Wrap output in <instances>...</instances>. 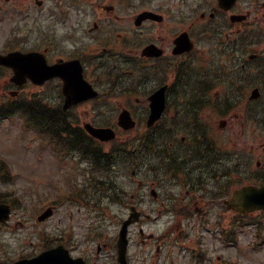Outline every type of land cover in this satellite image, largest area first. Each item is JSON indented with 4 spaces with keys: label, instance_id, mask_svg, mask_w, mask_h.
<instances>
[{
    "label": "flooded vegetation",
    "instance_id": "1",
    "mask_svg": "<svg viewBox=\"0 0 264 264\" xmlns=\"http://www.w3.org/2000/svg\"><path fill=\"white\" fill-rule=\"evenodd\" d=\"M40 8L45 14L40 16V49L51 54L49 62L80 59L85 77L100 91L64 110L63 82L52 78L59 117H74V110L91 116L95 108L101 116H118L127 108L142 117L150 97L164 86H168L167 116L175 103L188 102L183 91L193 83L194 68L198 81L206 86L202 96L217 107L221 63L228 70L227 61L241 72L233 84L245 79L251 84L253 74L257 82L264 79V0H44ZM145 12L150 14L142 17ZM254 27L262 28L255 41ZM254 45L257 49L252 53ZM120 80L130 85L128 91L121 92ZM109 87L117 94H110L107 101L103 91ZM166 121L152 130L158 132ZM186 198L191 200L190 192ZM190 209L204 214L210 208L194 201Z\"/></svg>",
    "mask_w": 264,
    "mask_h": 264
},
{
    "label": "rangeland",
    "instance_id": "2",
    "mask_svg": "<svg viewBox=\"0 0 264 264\" xmlns=\"http://www.w3.org/2000/svg\"><path fill=\"white\" fill-rule=\"evenodd\" d=\"M39 14L40 11L37 9L35 0H0V52L12 35H17L19 30L27 28V25H33L32 36L35 37L38 33V25L34 20H38ZM11 75L10 71L4 69L3 75L0 76V104L11 98L9 90L17 89L14 86H10ZM110 80L108 79L104 85L106 84L108 87ZM117 84L120 87L124 85L122 93L129 90L130 85L124 84L122 80L117 81ZM37 89L33 86H28V88L26 87L27 93L22 92L19 96L36 97L38 95ZM131 96L134 99V94H131ZM122 97L123 100L120 102V106L125 100L124 94ZM113 104L108 103V105ZM73 115H76L74 117L80 123L91 119L87 111L81 114L74 110ZM241 121L242 118L240 117H228V122L231 124L234 133H238L239 136H241L240 132L242 130ZM40 139L41 137L34 130L26 128L24 120L19 114L0 120V155L9 163L12 172L8 176L11 181L7 183L0 182V190L9 191L13 200H15V196L20 198L19 202H14L17 208L14 207L12 224L8 226L0 225V259H6L8 256L18 257L24 252L32 251L37 246V241H39V238L36 237L37 232L42 228L47 231L57 232L58 229L67 226L69 227L68 229L73 231L72 236L76 240L84 239V234L88 232L90 225H95L100 230L109 226L112 236L116 225L128 216L130 204L134 203L131 199L132 193L135 192V189L133 190L134 184L124 176L125 172L120 169L114 181V183L117 182L118 187L121 186L122 191L119 192L120 202L109 204L105 197L101 198L100 206L105 208L104 212H101L98 206L92 209L78 210L74 204L61 202L57 205L54 215L43 222V226L35 225L34 222L37 221L36 217L39 208L45 202V197L46 199H51L57 195L59 185L66 187L67 173L71 172L74 165L77 164V162L69 163L68 159H61L56 154H53L54 151L51 148H44ZM249 142V140L245 142L246 148H249ZM60 160L64 162L56 165ZM104 186L106 187V185ZM21 221H27L26 227L28 228H21ZM145 226L148 229L151 225L149 223ZM133 234L135 238L137 236V228H134ZM252 235L253 231H249L246 228L240 232L239 249H236V253L230 257L236 264H264V245L259 248H248L247 246L248 242L252 241ZM67 239L73 243L72 239ZM84 247L96 249L93 243L92 245L86 244ZM136 254L137 245L132 244L130 258L133 264L138 263L135 260ZM109 257H114V254L112 253ZM98 264H112V260L101 255L98 258Z\"/></svg>",
    "mask_w": 264,
    "mask_h": 264
},
{
    "label": "water",
    "instance_id": "3",
    "mask_svg": "<svg viewBox=\"0 0 264 264\" xmlns=\"http://www.w3.org/2000/svg\"><path fill=\"white\" fill-rule=\"evenodd\" d=\"M36 56L33 54H21V53H11L6 56L0 55V64H5L12 66L15 71L16 75L14 79L21 82L24 79V76H30L32 79L36 80L38 79L37 75L34 71L37 70L36 65L32 66L29 64L36 63ZM79 77L81 81V73L79 70ZM102 138H108L109 135H105L104 133L99 134ZM255 201L259 200V196L257 194H260V204H264V187L260 189V191L255 190ZM257 195V196H256ZM8 213V207L0 205V218H3L4 215L7 216ZM58 260L59 262L66 264L68 261L67 259V253L64 252V257L59 258L58 255H53V253H48L43 255L37 262V264H51L54 260ZM25 263H19V264H26Z\"/></svg>",
    "mask_w": 264,
    "mask_h": 264
},
{
    "label": "trees",
    "instance_id": "4",
    "mask_svg": "<svg viewBox=\"0 0 264 264\" xmlns=\"http://www.w3.org/2000/svg\"><path fill=\"white\" fill-rule=\"evenodd\" d=\"M0 115H1V114H0ZM0 166L3 167V171L1 172V174H6V173H8L9 168H8V164H7L6 162H2V163L0 164ZM4 177H5V176H4ZM4 177H2V178H4Z\"/></svg>",
    "mask_w": 264,
    "mask_h": 264
}]
</instances>
